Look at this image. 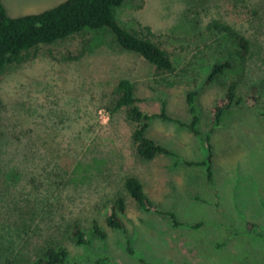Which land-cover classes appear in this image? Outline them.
I'll return each instance as SVG.
<instances>
[{
	"label": "rangeland",
	"instance_id": "374dc122",
	"mask_svg": "<svg viewBox=\"0 0 264 264\" xmlns=\"http://www.w3.org/2000/svg\"><path fill=\"white\" fill-rule=\"evenodd\" d=\"M2 1L9 15L19 16L64 0ZM116 15L127 29L154 34L171 54V75L156 77L139 55L112 45L77 61L49 55V49H76L80 36L0 71V189L9 204L0 202V264H29L48 242L66 247L69 264H141L140 258L151 264H264V0H126ZM215 20L249 38L253 55L243 74L204 84L208 68L222 56L217 44L231 39L212 26ZM122 77L135 83L143 111L159 113L165 102L166 113L183 123L191 121L186 94L196 92L197 127L202 137L211 131L212 182L203 167L184 162L205 158L202 137L174 121L155 118L147 134L178 157L137 158L135 124L124 112L109 116L100 104L105 86ZM234 79L244 98L257 83L260 102L233 106L223 126L212 129L213 106ZM63 157L93 170L72 183L74 169L60 166ZM126 174L137 175L153 201L185 224L173 226L128 198L121 219L133 254L125 233L106 223ZM202 220L204 227H191ZM94 221L106 231L105 240L93 233ZM75 224L90 247L70 239Z\"/></svg>",
	"mask_w": 264,
	"mask_h": 264
},
{
	"label": "trees",
	"instance_id": "16d2710c",
	"mask_svg": "<svg viewBox=\"0 0 264 264\" xmlns=\"http://www.w3.org/2000/svg\"><path fill=\"white\" fill-rule=\"evenodd\" d=\"M125 1L64 0L56 6L41 12L11 16L8 14L3 1L0 0V71L8 64H18L36 57L42 47L54 46L80 36L82 38L81 45L76 49H67L64 53H54L53 50L49 49V55L65 62L77 61L88 53H93L98 48L112 45L121 51L139 55L152 66L156 77L164 79L171 75L174 71L171 54L159 40L154 38V34L150 30L147 34L131 31L118 20L116 8ZM212 26L224 35L229 34L231 39L226 43L219 42L217 44L222 56L217 58L208 68L204 84L219 82L226 75L243 74L248 67L249 58L253 55L250 39L240 31L219 20L213 21ZM225 86L224 95L213 106L212 129L223 126L224 116L233 106H239L243 102L255 106L260 102L257 83L249 86L248 95L245 98L238 95V82L236 79L225 83ZM195 96V91L186 94L187 105L191 113L189 123H183L169 116L166 113L165 102H163L159 113L143 111L137 104L136 85L128 77L116 79L106 85L102 92L100 104L109 116L124 112L126 119L135 124L131 139L137 158L145 163L160 155L178 157L174 151L147 134L148 128L155 118L174 121L186 126L195 136L202 137L197 127L199 115ZM210 132L202 137L205 158L197 162L188 160L184 162L189 166L203 167L207 179L212 182L213 148ZM75 162V159L70 157H63L59 160L60 166L65 170L71 171L74 169L71 178L72 183H75L81 174L93 170L92 164L82 167L79 163L75 165ZM117 187L118 191L107 212L106 223L111 228L125 233L128 253L133 254L134 249L131 237L128 235L126 226L121 219V215L126 212L128 198L146 213H156L168 217L173 226L185 225L178 219L175 211L161 209L153 201L145 191L142 180L137 175L126 174L119 180ZM7 198L8 193L4 189H0V202L7 201ZM15 210H18L16 205ZM204 224V220H202L192 224L191 227L198 230L204 227ZM92 231L102 240L107 238L106 231L101 228L97 221L93 222ZM70 239L76 245L91 246V239L78 224L71 227ZM139 261L141 264H151L143 258H140ZM29 264H69L68 251L65 246L59 243L48 242ZM93 264L108 263L107 259H97Z\"/></svg>",
	"mask_w": 264,
	"mask_h": 264
}]
</instances>
